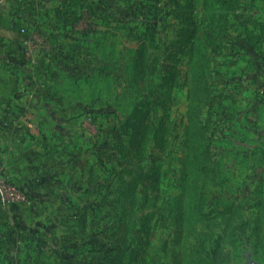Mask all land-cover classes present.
<instances>
[{
	"label": "rangeland",
	"instance_id": "rangeland-1",
	"mask_svg": "<svg viewBox=\"0 0 264 264\" xmlns=\"http://www.w3.org/2000/svg\"><path fill=\"white\" fill-rule=\"evenodd\" d=\"M142 1L102 0L103 19H79L70 45L78 65L109 72L108 98L68 123L75 172L87 175L83 204L95 209L89 237L102 239L76 264H139L143 253L153 264H264V0H237L235 14L215 19L201 3L182 10L163 0L148 13ZM148 20L154 37L144 43ZM138 131L140 154L131 148ZM65 146L62 138V158ZM194 166L202 212L188 226L182 194Z\"/></svg>",
	"mask_w": 264,
	"mask_h": 264
},
{
	"label": "crops",
	"instance_id": "crops-1",
	"mask_svg": "<svg viewBox=\"0 0 264 264\" xmlns=\"http://www.w3.org/2000/svg\"><path fill=\"white\" fill-rule=\"evenodd\" d=\"M92 1L0 0V181L10 199H0V264H76L96 245L80 234L95 209L83 204L87 175L75 172L68 138L69 121L108 98L107 67L78 65L70 47L79 19H103L102 0L95 11ZM78 191L74 208L68 193Z\"/></svg>",
	"mask_w": 264,
	"mask_h": 264
},
{
	"label": "trees",
	"instance_id": "trees-1",
	"mask_svg": "<svg viewBox=\"0 0 264 264\" xmlns=\"http://www.w3.org/2000/svg\"><path fill=\"white\" fill-rule=\"evenodd\" d=\"M163 0H144V2L142 4H140V8L141 10L145 9L148 13L153 10L156 9L157 13L160 11L158 5H160L162 3ZM175 2V4L177 5V7L179 9L182 10H187V9H192L194 7L195 4L197 3H201L203 8H204V12H205V18L204 19H215V16H222V17H226L229 16L230 14H235L237 11V0H184L185 4H181L180 1L183 0H173ZM144 16V19H150L148 15L142 13ZM207 21V20H205ZM203 22L202 24L199 25V23H197L195 25V27L198 28H203L206 25V22ZM212 25H220V23L218 21H214L213 23H211ZM215 25V26H216ZM224 25V22H221V26ZM155 24L154 22L152 23L150 20H148L147 23L144 24V29L145 32L142 34V41L144 40V43H146L148 41V39L150 37H154V35L152 34V32H154L155 28H154ZM197 34H198V29H195L191 32L190 35V51H191V55L193 58L194 62L198 61V58H200L198 55L196 54H192L193 51H199V46L197 44ZM196 37V38H195ZM204 48V47H203ZM192 110L195 109V106L197 105V98L194 96L192 99ZM139 127L142 129L144 128L142 122L139 125ZM147 130V127H146ZM143 136H144V131H138L135 132L133 134V137L131 139V148L136 152V154H140L141 153V147H143L142 144V140H143ZM196 167L194 166L193 171L191 173L188 172L187 176H186V181L184 182V186H183V198H185V216L184 219L186 221V223L188 224V226H192L195 225L197 222V219L199 217V213L202 212V208L199 207V200L197 199L196 196V192H195V188H196V175L194 174L196 172ZM87 213H88V209H86V212L84 213V215L82 216L81 219V235L82 237L88 242V240L90 239V233L91 232H95V228L96 226L92 227L91 226V230L89 231V224H88V220H87ZM102 234V231L101 233ZM98 239V247H102V239L100 236L97 237ZM106 241V244L108 242V246H112V241L110 243V241ZM143 257H141L138 261L139 264H153L151 263V257L148 256L147 253H143L142 254ZM122 264V262L120 263Z\"/></svg>",
	"mask_w": 264,
	"mask_h": 264
},
{
	"label": "built area",
	"instance_id": "built-area-1",
	"mask_svg": "<svg viewBox=\"0 0 264 264\" xmlns=\"http://www.w3.org/2000/svg\"><path fill=\"white\" fill-rule=\"evenodd\" d=\"M0 199L3 203H9L10 199L7 195V192L4 189V185L0 181Z\"/></svg>",
	"mask_w": 264,
	"mask_h": 264
},
{
	"label": "water",
	"instance_id": "water-1",
	"mask_svg": "<svg viewBox=\"0 0 264 264\" xmlns=\"http://www.w3.org/2000/svg\"><path fill=\"white\" fill-rule=\"evenodd\" d=\"M248 262H249V264H257L256 262H254L253 260H251L250 256L248 258Z\"/></svg>",
	"mask_w": 264,
	"mask_h": 264
}]
</instances>
